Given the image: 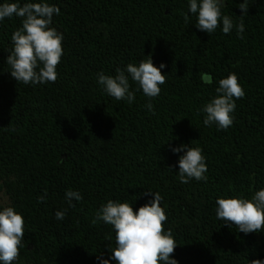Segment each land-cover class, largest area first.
Listing matches in <instances>:
<instances>
[{
    "label": "trees",
    "instance_id": "16d2710c",
    "mask_svg": "<svg viewBox=\"0 0 264 264\" xmlns=\"http://www.w3.org/2000/svg\"><path fill=\"white\" fill-rule=\"evenodd\" d=\"M19 2L27 0H0ZM41 2V0H32ZM60 8L52 27L63 34V56L52 83L12 78L7 57L22 18L0 21V194L24 218L25 235L14 264H101L111 260L115 232L95 213L108 200L134 210L163 197L178 264H250L264 261V230L245 234L217 219V198L251 199L264 189V0L244 17V38L221 26L211 35L195 26L188 0H44ZM244 0H226L224 15L239 24ZM189 14L185 23L184 14ZM151 55L167 75L150 98L129 78L135 100L110 97L97 73L116 75ZM200 72L213 77L204 84ZM238 76L245 96L235 101L226 130L203 124L198 110L214 98L218 81ZM153 104L154 113L145 105ZM200 147L207 181L179 180L185 153ZM47 190L43 203L38 197ZM68 190L83 199H65ZM151 190V194L148 193ZM67 209L65 218L55 213Z\"/></svg>",
    "mask_w": 264,
    "mask_h": 264
},
{
    "label": "clouds",
    "instance_id": "9594fccd",
    "mask_svg": "<svg viewBox=\"0 0 264 264\" xmlns=\"http://www.w3.org/2000/svg\"><path fill=\"white\" fill-rule=\"evenodd\" d=\"M188 13L196 16L197 29L208 34L214 33L221 26L224 34H229L234 28L237 36L243 39L245 30L244 17L248 15L249 4L253 0H244L239 5L243 15L239 24H234L229 15H224L226 0H188ZM229 3V0H227ZM60 13V8L50 5L44 0L32 2L27 0L22 5L19 2L0 4V21L13 16L22 18V26L11 36L13 44L7 57L10 73L18 83L25 85L54 83L58 78L57 68L63 56V34L52 27L54 15ZM184 14L185 23H189V14ZM155 66L152 56L141 60L138 64L128 63L126 68L116 69V75L97 73V82L103 90L117 101L134 102L135 91L130 90L129 78L138 85L137 90L150 98L159 96L161 85L166 83L167 75ZM200 80L211 85L213 77L207 72H200ZM217 95L205 103L199 112L204 113L203 124L206 127L216 125L218 130L228 129L234 122L233 113L235 101L245 96V91L235 73H229L226 78L218 81ZM145 107L154 113L153 104L149 101ZM174 153L184 152L180 157L179 180L189 183L190 180L207 181L206 158L200 147L181 145L171 149ZM152 191L148 190L151 194ZM47 198V190L38 197L43 203ZM65 199L70 207H75L73 200L81 201L79 191L68 190ZM163 197L154 193V199L141 206L138 211L128 202L108 200L95 213L92 223L103 222L111 225L115 232V247H110L111 260L116 264H178L172 258L177 243L171 229L165 231L167 221L165 209L161 206ZM67 209L55 213L57 220L65 218ZM217 219L227 225H235L239 232L245 234L264 230V189L255 191L251 199L242 197L216 200ZM24 218L12 206L0 205V264H14L19 260L20 247L25 235ZM101 264H110L109 259H101ZM250 264H264L255 259Z\"/></svg>",
    "mask_w": 264,
    "mask_h": 264
},
{
    "label": "rangeland",
    "instance_id": "374dc122",
    "mask_svg": "<svg viewBox=\"0 0 264 264\" xmlns=\"http://www.w3.org/2000/svg\"><path fill=\"white\" fill-rule=\"evenodd\" d=\"M8 198L4 194H0V205L7 206Z\"/></svg>",
    "mask_w": 264,
    "mask_h": 264
}]
</instances>
